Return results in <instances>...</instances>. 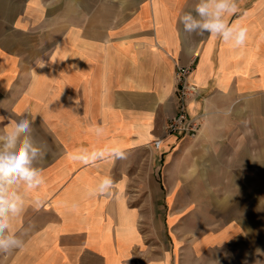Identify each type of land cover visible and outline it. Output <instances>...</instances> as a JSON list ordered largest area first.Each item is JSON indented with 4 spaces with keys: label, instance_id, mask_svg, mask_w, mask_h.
I'll list each match as a JSON object with an SVG mask.
<instances>
[{
    "label": "crops",
    "instance_id": "0c3cea01",
    "mask_svg": "<svg viewBox=\"0 0 264 264\" xmlns=\"http://www.w3.org/2000/svg\"><path fill=\"white\" fill-rule=\"evenodd\" d=\"M197 3L0 0V153L7 151L10 121L34 119L33 146L44 150L46 142L51 154L31 166L43 167L45 182H52L29 189L17 181L3 194L20 197V215L44 193L53 198L49 212L43 203L35 208L50 219L36 220L7 264H182L209 252L214 262L215 249L235 241H243L239 261L246 259L251 198H264V0H237L238 12L225 17L248 29L239 48L183 31L179 18L194 14ZM191 62L198 91L187 109L200 128L193 138H176L164 130L176 111L175 68ZM116 146L126 159L88 166L72 159L82 148ZM106 176L115 182L113 195L88 197ZM236 181L240 202L216 210L240 209L239 217L208 230L213 221L199 198L215 189L205 182L230 195ZM189 197L196 198L195 227L202 226L190 243L186 231L172 232L188 229ZM61 198L69 206L58 207ZM17 214H8L10 227ZM157 230L171 235L158 231L163 253L154 250Z\"/></svg>",
    "mask_w": 264,
    "mask_h": 264
},
{
    "label": "clouds",
    "instance_id": "9594fccd",
    "mask_svg": "<svg viewBox=\"0 0 264 264\" xmlns=\"http://www.w3.org/2000/svg\"><path fill=\"white\" fill-rule=\"evenodd\" d=\"M237 0H199L193 12H187L180 16L179 23L183 25V31L195 33L197 36L219 37L225 43H231L233 47H243L248 39L247 27L239 24H229L226 16L238 12ZM57 47H59L57 45ZM44 67V64L38 65ZM4 117L0 116V122ZM11 131L7 132L5 151L0 153V254H8L14 250H22L25 240L10 230L8 214H17L20 211V197L14 193L4 196V185H11L17 181H24L29 189L39 188L45 183L43 167L34 168L32 163L37 158L41 165L51 154V148L46 144L44 150L33 146L31 133L34 131L35 120L23 118L10 121ZM103 128L96 127L95 134L102 135ZM17 144L19 147L17 149ZM127 158L126 151L120 146L106 147L88 151L87 148L79 149L72 155V159L84 166L95 163L101 159H108L111 163ZM115 182L111 176H106L99 184L87 189L90 198L108 197L113 195ZM43 201L37 197L33 207L39 208ZM8 230L7 234H5Z\"/></svg>",
    "mask_w": 264,
    "mask_h": 264
},
{
    "label": "rangeland",
    "instance_id": "374dc122",
    "mask_svg": "<svg viewBox=\"0 0 264 264\" xmlns=\"http://www.w3.org/2000/svg\"><path fill=\"white\" fill-rule=\"evenodd\" d=\"M47 182H45L46 184ZM49 183V184H48ZM47 184L49 186H51L52 182H48ZM217 183V182H215ZM235 186H231L229 193L230 195H222L225 192H223L220 188L221 185L219 184V186H215L213 187L212 183L210 184L209 182H205L204 186L209 185L206 188H209V190H211L212 188L215 189L214 193L210 194L209 196H204L202 198H199V201L201 203V205L205 206L204 211L205 212V217L206 218H210L213 223L212 225H210V227H208V230L212 231L213 229H216L218 226L221 225H225L227 223H230L234 217L238 218L239 217V211L235 210V212L237 211L238 213L233 214H221L219 211H217L216 209L218 208H224V205H231L233 204L234 200H236V202H240V198L236 197L237 192L239 191L240 187V182L236 181L234 182ZM63 185V182L59 183L60 189ZM253 189V194H254V190L256 189L255 185L253 184L252 186ZM225 190V189H223ZM226 191V190H225ZM211 192V191H209ZM236 192V193H235ZM234 193L236 194L234 196ZM4 195V194H3ZM5 196V195H4ZM42 200H43V208L44 210H47V212H49L52 209V200L53 198H51L50 196H47L46 193H44V195L42 196ZM63 199H67V198H63ZM198 199V198H197ZM252 199V206H251V214H252V218L251 220V246H250V250H246L245 252V260L242 259L241 261H239V253L240 255H243V241L242 243H240L239 241H235V243H228V245L226 244H220L219 246V250L215 249V251H218V253H216V256H218L219 258L214 260V262L212 261V253L209 252L207 253V255H204L203 259H199L196 260L195 257H192L193 259H191V257L189 256V259L185 262H183L182 264H264V198L258 197V196H254L251 198ZM249 200V198H248ZM73 201V200H72ZM189 201V205H191V207H189V211L187 213V225H188V229L184 230L182 228H178V224L176 225V229H172V232L174 234H176V236L181 235V232H187V235H183L184 238H187V241L190 243L192 240H195L196 236H198L202 231V226H200V229H197L195 227V217H196V198H188ZM29 202V201H28ZM24 204L26 205L27 203L24 202ZM34 204V201H33ZM58 207H67L69 206V200H65L62 201V198L59 202H57L56 204ZM261 211H257L260 210ZM228 208V207H227ZM225 208V209H227ZM27 213L22 214L24 215L23 218L22 215L17 214L16 216L13 217L14 220V224L13 227H10V230L15 232L21 239H23L24 237H29L32 234V231L34 228H31V226H34L36 220H41L43 219L44 221H47L50 219L49 215L50 213H47L44 211L43 214H41L40 212L37 213L35 212V208L33 206H31L30 203H28V207L26 209ZM243 214V213H242ZM258 214H260L261 219H259L260 217H258ZM247 216L249 217V214H247ZM243 217V216H242ZM22 225V228H20L18 225ZM249 224V223H247ZM186 224L184 223V226ZM18 226V227H15ZM27 226V227H25ZM205 229V228H203ZM158 231H160L159 233L161 234V237H167V239H169V237L171 235H169L168 233H164L162 230H157L155 236H156V244H155V252L156 253H163V250H165L164 245L162 244V239H158L159 233ZM206 231V230H205ZM8 230H6L5 234H7ZM185 234V233H184ZM234 233H232L230 235V240H232L234 237L233 236ZM249 239V238H248ZM161 242V243H160ZM160 243V244H159ZM240 243V244H239ZM190 245V244H189ZM178 247V246H177ZM187 249L189 250V252L191 251L190 248L187 246ZM20 252V250H14L8 254H0V264H7L9 263L10 258L12 257V255L14 253ZM250 252V257L248 258V253ZM215 254V253H214ZM244 258V257H243ZM176 264V262L174 263Z\"/></svg>",
    "mask_w": 264,
    "mask_h": 264
},
{
    "label": "built area",
    "instance_id": "2783aa9c",
    "mask_svg": "<svg viewBox=\"0 0 264 264\" xmlns=\"http://www.w3.org/2000/svg\"><path fill=\"white\" fill-rule=\"evenodd\" d=\"M193 71V62L183 66L177 65L175 68L176 111L165 124L166 135L193 138L199 131V116L189 114L187 109L189 100L194 98L198 91L197 86L189 79ZM159 143V140L155 141L156 145Z\"/></svg>",
    "mask_w": 264,
    "mask_h": 264
}]
</instances>
